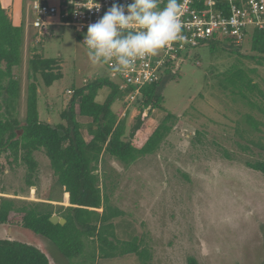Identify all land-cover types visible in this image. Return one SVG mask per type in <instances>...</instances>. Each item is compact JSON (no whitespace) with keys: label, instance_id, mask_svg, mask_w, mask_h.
<instances>
[{"label":"rangeland","instance_id":"374dc122","mask_svg":"<svg viewBox=\"0 0 264 264\" xmlns=\"http://www.w3.org/2000/svg\"><path fill=\"white\" fill-rule=\"evenodd\" d=\"M81 34L80 27L70 25H51L47 34L30 28L25 33L22 60L14 68L20 81L21 119L26 109L28 62L36 53L59 64L60 78L51 86L40 80L38 112L43 121L65 123L61 114L72 88L87 84L84 79H110L104 65L90 62ZM209 44L195 46L178 69L158 83L162 107L147 118L149 131L166 113L177 118L159 149L131 164L108 155L100 164L109 207L117 212L110 238L119 251L137 236L150 255V264H264V172L247 164L264 162V115L221 82L222 72L238 62L256 69L254 79L264 92V62L252 51L250 35L239 50L224 37ZM109 91L103 87L96 100L103 102ZM133 104L124 116L126 134L139 113ZM119 108L120 103L113 105L115 111ZM35 157L36 187L27 185L23 163L0 159V197L36 201L39 195H47L63 200V191L48 170V159L42 152ZM61 203L68 205L66 200ZM9 228L0 226V238L26 240ZM28 241L48 252L53 264H69L50 241L38 237ZM91 251L92 244L86 241L85 252ZM115 255L94 261L140 264L134 254Z\"/></svg>","mask_w":264,"mask_h":264},{"label":"trees","instance_id":"16d2710c","mask_svg":"<svg viewBox=\"0 0 264 264\" xmlns=\"http://www.w3.org/2000/svg\"><path fill=\"white\" fill-rule=\"evenodd\" d=\"M165 3L161 0V7ZM226 39L236 50L242 48L232 38ZM215 41V37L209 40L210 44ZM23 43V25L15 24L0 2V159L23 163L27 185L36 187L39 169L35 154L42 152L49 161L52 179L63 191L64 198L58 202L66 200L68 205L54 204V199L47 195H39L36 201L0 197V226L11 227L26 239L0 238V264H53L48 252L28 241L36 237L50 241L69 264H96L94 259H109L118 253L134 254L140 264H150V255L140 246L137 236L119 251L110 238L117 212L109 207V198L101 184L100 164L105 155L131 164L140 157L154 154L171 133L177 120L171 113H166L151 131L146 122L154 109L162 107L163 97L157 90L159 82L145 86L142 95L132 103L139 113L128 134L126 117H121L127 103L123 98L118 99L116 85L106 77H97L84 86L72 88V95L61 114L65 123L52 124L39 118V86L40 80L49 87L60 78L59 64L55 59L34 53L28 62L26 109L21 119L20 81L14 68L21 63ZM250 43L252 51L264 62V32L254 30ZM255 73L256 69H247L234 62L222 72L221 82L225 89H232L264 115V102L259 101V98L264 99V92L254 79ZM103 87L110 91L103 102H98L96 98ZM117 102L121 108L115 111L113 105ZM79 118L89 121L82 123ZM247 164L264 172V162ZM53 214L65 218L66 222L53 224L50 221ZM86 241L92 244L91 254L85 252Z\"/></svg>","mask_w":264,"mask_h":264},{"label":"built area","instance_id":"2783aa9c","mask_svg":"<svg viewBox=\"0 0 264 264\" xmlns=\"http://www.w3.org/2000/svg\"><path fill=\"white\" fill-rule=\"evenodd\" d=\"M132 0H35L31 5V24L39 34H47L51 25L80 27L84 40L88 25L95 23L113 3L127 5ZM181 5L183 39L155 57L136 62L129 70L108 69L110 81L119 92L118 99L128 106L142 95V89L160 81L161 77L175 72L184 57L213 37H230L235 44L242 43L254 30L264 32V0H178ZM99 5V9L95 6ZM85 47V45L82 43ZM86 48V47H85ZM88 83L87 79H84ZM84 83V84H85Z\"/></svg>","mask_w":264,"mask_h":264},{"label":"clouds","instance_id":"9594fccd","mask_svg":"<svg viewBox=\"0 0 264 264\" xmlns=\"http://www.w3.org/2000/svg\"><path fill=\"white\" fill-rule=\"evenodd\" d=\"M183 38L178 0H167L163 7L161 0H132L126 6L113 3L102 18L88 25L82 43L93 65H110L121 72Z\"/></svg>","mask_w":264,"mask_h":264},{"label":"crops","instance_id":"0c3cea01","mask_svg":"<svg viewBox=\"0 0 264 264\" xmlns=\"http://www.w3.org/2000/svg\"><path fill=\"white\" fill-rule=\"evenodd\" d=\"M34 1L35 0H33L31 3H33ZM49 1L54 2L55 0H49ZM0 2L3 5V7L6 9L9 16L13 19L14 23L18 25H23L24 36H25V33L28 32L29 28L33 31L34 30L36 31V29L32 27L31 19L28 18V17H31L30 11H31L32 4L30 3V0H0ZM27 26L29 28H27ZM80 121L82 123H86L89 120L86 118H83V119L81 118ZM53 203L59 204L61 202H58V199H54Z\"/></svg>","mask_w":264,"mask_h":264},{"label":"water","instance_id":"95a60500","mask_svg":"<svg viewBox=\"0 0 264 264\" xmlns=\"http://www.w3.org/2000/svg\"><path fill=\"white\" fill-rule=\"evenodd\" d=\"M50 221L53 223V224H57V223H60V224H64L66 222L65 218L63 217H60L56 214H53L51 217H50Z\"/></svg>","mask_w":264,"mask_h":264},{"label":"flooded vegetation","instance_id":"af4514ba","mask_svg":"<svg viewBox=\"0 0 264 264\" xmlns=\"http://www.w3.org/2000/svg\"><path fill=\"white\" fill-rule=\"evenodd\" d=\"M8 229H10V228H8Z\"/></svg>","mask_w":264,"mask_h":264}]
</instances>
